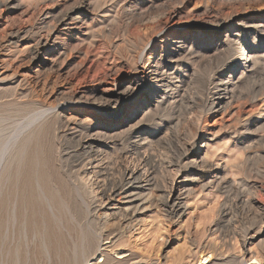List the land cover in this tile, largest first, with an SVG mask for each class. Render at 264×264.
Instances as JSON below:
<instances>
[{
  "label": "bare ground",
  "instance_id": "6f19581e",
  "mask_svg": "<svg viewBox=\"0 0 264 264\" xmlns=\"http://www.w3.org/2000/svg\"><path fill=\"white\" fill-rule=\"evenodd\" d=\"M70 2L48 0L49 4H44L38 14L32 12L21 25L12 26L4 21L0 30V90L11 95L9 100L0 102V106H7L3 108L6 113L21 114L10 120L11 123L6 117L1 118L4 122L9 121L10 132L3 133L4 129L0 128V264H30V246L34 243L40 248L45 264H51L54 259L56 264H67L63 263L66 258L62 261L63 258L58 256L63 250V235L69 237L61 217L72 222L90 221L97 230L91 239L82 229L79 230L75 238L78 241L70 248L73 253L69 258L70 264H87L88 258L96 254L101 260L90 264H108L110 258L100 251L101 243L104 240H110L109 244L113 242L131 222L148 212L154 202L165 218L173 219L180 217L183 211L182 197L191 192L190 184L223 186L218 170L214 173L206 169L208 173L197 178L195 174L204 168L201 167L204 161L199 165L193 159L183 165L180 153L158 164L168 178L173 179L169 185L162 186L151 176L156 169L149 158L145 154L141 156L137 149L135 141L143 131L140 133L136 125L141 118L154 119L162 110L167 119L174 118H171V110L164 106L165 90L180 91L181 85L172 83L175 77L168 74L170 66L167 64L173 63L177 69L184 61L181 53L190 52L184 48L186 38L212 37L211 31L219 30L224 23L231 22L228 27L237 24L236 15L215 22L213 16L205 13L203 18L198 15L200 18L188 20L189 27L185 28L173 21L177 11L164 15L165 12L151 14L145 10L146 15L135 8V0H117L109 4L115 16L119 17V10L122 14L127 13L125 19L115 20L118 25L111 29L104 25L106 19L97 18L98 13L106 11L102 4L106 5L104 0ZM186 2L184 11L188 9L189 1ZM4 3L0 2V7ZM194 10L195 7L189 11ZM157 16H161L163 21H159ZM244 16H251L249 20L252 21L256 19L248 13ZM263 22L250 27L253 34L264 36ZM240 23L241 27L235 29L238 34L247 25L245 19ZM176 30L182 33L170 45L174 53L163 54V45L169 37L178 34ZM156 39H159L157 43ZM225 40L223 45L229 43L230 38ZM233 48L237 58L244 57L245 49L241 45L237 43ZM223 67L230 69L225 83L220 78L223 75L219 74L227 70L213 71L205 85L199 84L201 90L196 87L200 90L199 95L197 92L187 97L179 95V103L185 113L196 110L202 114L206 109L209 112L215 110L217 133H221L225 126L223 115L232 118L237 111L239 114L240 107L246 103L244 98H249V89L236 90L244 72L239 74V69L230 64ZM235 78L237 82L232 83ZM256 92L258 90H252L250 94ZM129 106L132 109L121 124L107 119ZM120 138L126 139L127 143L118 149L116 158L119 162H112L105 151L109 147L114 149ZM177 146L175 149L179 152L180 146ZM198 148L195 144L191 152L193 158ZM121 158L129 161L123 164ZM48 164H52V170L46 166ZM183 169L191 172L182 173ZM205 176L208 177L207 182L203 181ZM178 178L181 180L176 183ZM218 180L220 182L217 183ZM230 187L223 186V189L229 190ZM259 191H263L262 187ZM261 233L262 230L259 231ZM117 255L118 264L131 262L122 253ZM207 258L202 256L198 264H244L242 259L218 262ZM254 260L252 264H259V260Z\"/></svg>",
  "mask_w": 264,
  "mask_h": 264
},
{
  "label": "rangeland",
  "instance_id": "374dc122",
  "mask_svg": "<svg viewBox=\"0 0 264 264\" xmlns=\"http://www.w3.org/2000/svg\"><path fill=\"white\" fill-rule=\"evenodd\" d=\"M70 1L71 0H68V3H71ZM104 1L106 5L104 2L102 4L106 11L98 13L97 18L99 20L106 19L107 23L104 22V25L114 29L118 25L115 20L125 19L127 12L122 14L121 10H119V17H117L109 7L112 3L117 2V0ZM180 1L182 2L180 3ZM188 1L190 3L188 2V9L186 11L183 10V6L187 3L186 0L184 2L183 0H135V8L141 12L146 10L145 12L151 14H154V12H158L159 14L165 12L164 15H167V12L171 13L172 11H177L178 15L173 21L176 22L177 25H184L185 28L189 27L187 23L190 22L191 19L200 18L198 15H202L203 18V14L205 13H209L210 16H213L214 18L212 17V20L215 22L228 20V16L236 15L235 19H237V24L228 27L231 22L224 23L219 30L211 31L210 34H213L212 37L197 39L189 37L184 40L185 50L190 51L188 53L189 56L185 51L181 53V56L184 55L185 58L184 61L180 62V67L177 66V69L174 67L173 63L167 64L170 66V72H168V74L170 75L171 73L173 74V78L175 77L172 83L181 85L180 91L165 90L164 106L171 110V118H174L171 119V122L170 119H167L163 115V110L160 111L159 117L156 115L154 119L141 118V120L140 116L139 119L141 121L139 120V124L137 123L136 127L141 130L140 133L143 131V134H139L140 137L138 136V138H136L135 143H137L136 145L138 147H136L140 150L141 156L145 154L144 156L148 157L151 165L155 167L156 172L151 176L157 179L158 182L160 181L162 186L164 184L169 185L172 182V178H168V174L165 173L163 169H160L158 164L166 159H170V157L174 158L180 153L182 154L179 155L181 156L183 165L193 159H196L199 165L204 161L201 166L204 168H199L200 171L198 170V173L195 174L197 178L204 176V174L206 175L208 171H213L215 173V171L218 170L223 186L229 185L231 187L229 190H226L223 189V186H217L216 188L214 187L216 185L213 186L210 184L204 187H200L198 184H190L189 188L191 192L182 197V202L184 204L183 211L180 217H175L173 219L165 218L159 211L158 204L154 202L148 212H144L139 219L131 222L128 228L123 231V234L113 239V242L109 244L110 240H104L101 243L102 248L100 251L104 252V254L110 258H108L110 261L108 264H118V255L116 256V254L120 253H122L126 259H131V262H128L129 264H198L201 257L204 255L208 256L207 259L210 261L224 262L233 258L242 259L244 264H252L255 263L254 259L256 258L261 264L264 263V244H261L262 240H264V213H262L264 211V36L253 34V31L250 29L254 24L260 25L261 21H264V0ZM0 2H5L3 6L0 7V30L4 27V21H7V23L9 22L8 25L19 26L25 22L32 12L38 14L40 8L43 7L44 4H49L48 0H0ZM151 5H154V10ZM206 5L209 7L207 6V8ZM243 5H247L249 9ZM238 6H242V8ZM193 7H195L196 10L190 12L189 10H191V8L193 9ZM246 9L247 11H245ZM184 12L186 14L188 13L190 16L187 14L189 17H186ZM245 13L255 16L256 19L253 21L249 20L251 16H244ZM145 14L147 15V13ZM164 15L162 17L165 19L166 16ZM191 15L193 16L191 17ZM111 17H113L112 19L114 21ZM157 17H160L159 21H163L161 20L163 19L161 16ZM243 19L246 20L247 25L243 28L242 32L238 34L235 32V29L241 27V23L239 24V22ZM108 20L110 22H108ZM181 33L182 32L178 31L176 36L168 38V42H166L162 48L163 54L174 53L170 45L172 42L178 40L177 37H181ZM158 37H161V35ZM226 37L230 38V41L226 45H223L226 42ZM155 41V43H157L159 39ZM237 43L245 49L243 58H237V55H235L233 47H235ZM188 48H191L192 51ZM252 58H255V60L253 61ZM185 60H187L186 64L184 63ZM165 62L166 59H164V63ZM223 63L230 64L232 67H235V69H239V74L240 72H244L243 76L245 77L242 76L239 86L237 87L238 89L236 88V90L249 89V98L247 92V98L245 97V101L243 100L246 102H243L245 106L242 105V107H240L242 112L239 110V114H237V111L235 113L236 115H233V119L223 115L225 119L222 118L224 119L222 122L224 124H221L225 126L221 133H217L219 129L217 128V124L214 123H216L215 121L218 117L215 110L209 112L206 109L202 114L196 110L191 111L192 114L190 112L185 113L183 106L179 103V95L182 94L186 97L192 96L193 93L196 95L201 90V85L203 86L205 85L204 83H207V78L211 72L227 70V68L223 67ZM229 71L230 69L227 70L226 73L219 74L223 75L220 76L222 83L226 82ZM237 78H235L232 83H236ZM193 82L196 85H192ZM244 84L245 87H243ZM229 85L231 84H228V86ZM193 86L195 87L192 89ZM197 86L200 90L196 88ZM260 87L263 90H260ZM252 90H258V92L250 94ZM4 92L5 91L0 94V102L10 99L9 96L11 95H6L8 91H6L7 93L5 94ZM153 103H156V101ZM0 107V124H2L0 128L4 129L3 133H9L10 130H8V127L10 126L8 125L11 123L10 120H15L14 118L21 116V114L20 112L14 114L13 111L6 113V109L3 108L7 106ZM131 109L132 106H129L125 111H121L120 114L108 117L107 119L120 122L121 124ZM236 116L240 119L239 121H237L238 119ZM2 117H6V120H9L10 123L9 121H5V123L4 120L1 119ZM227 118H229L230 121ZM234 120H236V122ZM94 122L96 121L94 120ZM106 122L107 121H105V123ZM229 122H232V124H230L231 126L228 125ZM226 126L229 129L227 128L226 130ZM232 129H234L235 132ZM233 133L236 135H233ZM120 139L121 140L117 139V145L114 149L109 147L107 151H105L109 154L108 157L112 159V162H119V159H117L118 149L120 147L124 148L127 143L126 139ZM195 144H198L199 148L196 151L195 158H193L191 152ZM177 145L180 146V148ZM175 146L179 148V152H177ZM120 161L126 164L129 159L121 158ZM46 166L51 170L53 168L52 164ZM104 166L107 165L104 164ZM206 169H208V171ZM201 170L206 171L201 172ZM190 172L189 169L182 170V173L185 174H189ZM206 179H208L207 176H205L203 181L207 182ZM180 180L179 178L175 179L176 183ZM218 182L220 181L218 180L217 183ZM259 187H262L263 191H259ZM66 218L62 219L61 217V221L63 220V224L69 231V237L67 238L63 235V250L58 253V256L61 259L63 258L62 261L66 258L63 263L68 262L67 264H70L71 259L69 258H72L73 254L70 248L74 242L76 243L78 241H76V239L79 230L82 229L90 239L97 230L94 223L90 221L88 222L81 219L80 221L72 222L69 219L65 220ZM49 222L51 223L52 220L50 219ZM52 225L54 226L53 222ZM52 225H50V228L53 229ZM260 230H262L261 234H259ZM31 244L32 243H30L29 246ZM30 255V264H45L37 243L30 246ZM210 255L211 257H209ZM26 256L28 260V255ZM90 257V259L88 258L87 260V264L99 262L101 260L98 254ZM52 261L51 264H56L55 259ZM1 262H3V260ZM201 262L203 263L204 260ZM256 264L258 263L256 262Z\"/></svg>",
  "mask_w": 264,
  "mask_h": 264
}]
</instances>
